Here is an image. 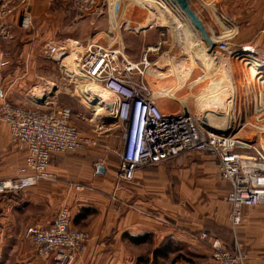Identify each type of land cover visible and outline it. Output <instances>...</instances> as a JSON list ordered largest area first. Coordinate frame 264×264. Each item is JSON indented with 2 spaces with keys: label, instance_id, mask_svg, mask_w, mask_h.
<instances>
[{
  "label": "crops",
  "instance_id": "crops-1",
  "mask_svg": "<svg viewBox=\"0 0 264 264\" xmlns=\"http://www.w3.org/2000/svg\"><path fill=\"white\" fill-rule=\"evenodd\" d=\"M54 1L29 0L33 26L35 21H59L61 8L49 9ZM234 2L239 33H252V44L237 52L251 53L259 62L257 78L264 83V0H190L200 17L215 5L228 13ZM23 3L0 0V103L7 97L19 105L48 109L60 91L51 92L58 82L48 80L40 57L49 58L47 43L58 45L68 37L40 33L36 27L35 31H24L20 25ZM158 104L166 111L159 100ZM228 126L232 128V124ZM24 155V149L11 142L9 128L0 121V179L14 175ZM118 167L119 158L105 149L54 153L49 165L54 178L20 191L0 193V264H55L54 254L38 257L24 231L32 224L51 225L62 207H68L72 227L90 234L86 250L71 264H192L198 261L183 260L179 248L183 245L189 255H196L197 243H205L209 251L201 261L207 259L212 249L198 238L202 230L230 248L237 239L248 246L246 264H264V204L243 209L242 221L230 242L231 206L224 199L229 185L220 176L213 156L182 153L140 168L132 180L121 183L116 179ZM197 197L207 199V211L197 210L193 204ZM166 198L168 204L174 201L171 208H164ZM182 198L187 199L188 208L182 207ZM147 243L154 247L149 253L136 248Z\"/></svg>",
  "mask_w": 264,
  "mask_h": 264
},
{
  "label": "built area",
  "instance_id": "built-area-1",
  "mask_svg": "<svg viewBox=\"0 0 264 264\" xmlns=\"http://www.w3.org/2000/svg\"><path fill=\"white\" fill-rule=\"evenodd\" d=\"M154 1L171 8L175 16H181L171 0ZM124 3L123 0H115L108 11L109 23L114 28L119 24ZM20 20L23 29L33 27L30 12H24ZM127 24L134 29L133 24ZM140 29L135 28V32L138 33ZM109 37L108 44L93 38L79 42L81 56L77 70L116 101L112 108L103 106L104 115L100 121H95V131L100 135L105 129L115 126L121 130L120 145L113 149L119 158L117 182L132 180L138 169L167 161L182 153L208 152L217 160L220 176L229 185L224 199L231 206L229 217L232 225L237 227L242 221L245 207L264 204V136L250 141L231 134L234 132L232 130L215 129L191 110L164 111L145 75L149 66L148 54L159 51L163 40L149 45L142 60L134 62L128 59L124 46L116 43L114 37ZM61 48L59 44L47 43L45 53L53 56ZM215 48L229 54L237 53L224 38L216 41ZM257 98L255 96V100ZM114 109L116 116L111 115ZM0 121L9 128L11 142L25 151L23 163L16 173L0 179V193L20 191L40 180L54 178L49 171L54 153L76 151L100 142L96 136L84 135L73 122L72 108L66 105L53 103L50 108L42 109L19 105L4 97L0 103ZM24 236L35 245L38 257L54 254L55 264H71L86 250L90 234L85 229L72 227L69 209L62 207L51 225H29ZM198 238L207 242L212 251L207 259L192 264H246L248 255L237 239L234 247L230 248L206 230L200 231Z\"/></svg>",
  "mask_w": 264,
  "mask_h": 264
},
{
  "label": "rangeland",
  "instance_id": "rangeland-1",
  "mask_svg": "<svg viewBox=\"0 0 264 264\" xmlns=\"http://www.w3.org/2000/svg\"><path fill=\"white\" fill-rule=\"evenodd\" d=\"M123 1H125V3L121 6L122 9L118 18L119 24L115 28L109 23L108 18V11L114 0H56L49 9L53 8L59 10L61 8L63 16L61 15L57 19L59 21H35L34 26L31 29L28 30L22 28L27 32L35 31L36 27L40 33H59V36L63 33L62 36L67 35L68 39L59 44L62 46L60 52L65 50L67 53L59 59L57 57L58 52L53 56H49V58H44V56H42L40 57V60L41 64L44 65V71L47 72L46 74L50 78L48 80L58 82V87L53 85L51 89L52 93L56 90L60 91L58 92L54 103L71 107L73 110L74 124L83 131L84 135L89 137L96 136L97 139L100 140L96 146L89 145L83 148L89 150L105 149L107 151H113L116 146L120 145L121 130L119 126H115L113 128L105 129L103 133L98 135V131H95V121H100L104 115V111H102L104 108L99 104L100 100L97 98L99 97L101 90H96L92 81L80 76L78 71L77 73H73L70 68L72 64L68 63L70 65L67 66L63 63V58L74 52L80 53L79 42H85L88 39L93 38L102 44H108L110 41L109 36L114 37L117 41L116 43L124 46L128 59L134 62L142 60L148 44L151 45V43L158 42L160 39L163 40L159 51L148 54L149 66H147L145 70V75L155 94L156 91L160 89H166V91L171 90L173 92L174 96L157 95V100H159V103H162V107L166 109V112H169V109L175 111L183 110V102L180 100L184 98L188 100L187 103L190 110L195 112L197 99H199L202 91L212 84L214 79L222 80L224 82L222 83L224 87L228 83L225 87L228 91L222 89L220 95L228 94L226 97H229L233 91L232 85L230 84L232 81L237 85L236 88L238 91L236 106L237 121L235 124H232V128L221 129L217 127L215 128V126L212 127L219 131L232 130L234 132L231 134H235L244 139H250V141L255 140L260 136H264V83L258 81L256 78L252 79L250 82L248 81V77H250L249 63L254 60L251 58V53L240 54L237 52L238 54H229L228 52L219 51L216 48H214L212 52H208L205 50L206 45L202 37L195 35L196 32L193 31V29L181 25L179 20L183 21V19L175 16L171 8L168 9L163 5L160 6V4L152 0L154 6L151 7V11H153L154 14L150 17L149 21L148 17L150 15L145 9L143 10V7L139 2L129 3L127 0ZM23 2L22 14L24 12H30L31 5L29 0H23ZM173 5L177 7L175 3ZM210 11L212 13H209L205 9V11L201 13L202 16L200 18L209 33L215 35L217 40L222 38L227 39L229 45L237 51L243 45L250 46L252 44V33H239L235 2L232 9H229L228 13H222L220 5H215ZM251 14L252 11L251 13L246 14V16ZM130 20L134 26L133 30L132 27L127 24ZM145 22H149L148 28L142 29L141 25ZM140 27L141 29L137 34L135 28L138 29ZM112 31L115 32L109 33ZM91 35H94V37L88 38ZM63 38L64 37H62V39ZM203 52L212 54V60L217 59L216 61H218L219 64L218 66L214 65L212 67L210 74H212L216 67L219 69L216 70L218 76H214L213 74L212 77L209 76L207 79L199 81V83L195 85H191V82L197 80L203 75V73L206 74L205 67L201 68L199 67L200 64H198V60L203 57ZM182 64L184 70H187L185 75L188 76L187 81L184 83L182 77L179 76V80L178 75L174 72L175 68H180ZM159 75L162 78H160ZM62 78L63 80H61ZM61 81H63L62 84ZM255 96L258 97L257 100H255ZM112 100L113 107L114 99L112 98ZM100 108L102 109L99 110ZM97 112L99 115H96ZM106 146L109 147V149H107ZM196 153L209 154L208 152ZM102 158L103 156H101L100 159ZM175 202L179 203L180 201H177L176 199ZM181 202H184L182 206L183 208H188L187 199H183ZM206 202V198L197 197L193 200V204L196 206L197 210L202 213L209 208ZM166 203L167 204L164 205V208L168 209L171 208L174 201L173 204H168V200ZM234 230L235 228L230 227L229 235H227L230 242L232 241L231 239L234 238ZM197 247V254L189 255L185 246L181 245L179 248L181 252L178 254L182 255L184 258L183 260L186 258L190 263L193 261H201L207 255V250L209 251V248L205 243H197ZM242 247L249 257L248 246L242 245ZM136 248L143 251L145 254L149 253L154 247L152 244L147 243L139 245ZM165 255L167 256V253H165ZM175 257L177 258V256ZM151 264L168 263L166 261H159Z\"/></svg>",
  "mask_w": 264,
  "mask_h": 264
},
{
  "label": "bare ground",
  "instance_id": "bare-ground-1",
  "mask_svg": "<svg viewBox=\"0 0 264 264\" xmlns=\"http://www.w3.org/2000/svg\"><path fill=\"white\" fill-rule=\"evenodd\" d=\"M139 3L142 5L143 10L145 9L148 12V14L150 15L148 17V20L150 21V17L154 14V12L151 11L152 10L151 7L154 6L152 3V0H140ZM171 3L172 2L170 1V4ZM175 5L177 6L176 8L181 13L180 17L183 19V21L179 20V22H181V25L186 26V28L193 29V31L196 32L195 35H199L200 37H202L200 34V31L194 26V24L190 21V19L182 11V9L177 5V3H175ZM129 24L132 25L131 20H130ZM148 25H149V22H145L141 26L144 28H148ZM212 38L215 41H217V38H215V35H212ZM205 50L208 52L213 51V50L209 51L207 46L205 47ZM65 53H67L65 50H62L61 52H59L57 55L58 59L61 58V56H63ZM80 56L81 55L78 52L68 54L63 58V63H65L67 66L72 64V66L70 68L72 69L73 73H77L78 70L76 68H77V64L80 60ZM191 58L194 59L193 57H191ZM212 59H213L212 54H210V53L207 54V53L203 52V57H202V59L200 58L198 60V64H200L199 67H201V68L205 67L206 74L203 73V75H201L197 80H194L193 82H191V85H195V84L199 83V81L207 79L209 76L212 77L213 74H214V76H218L216 73V70H219V69L216 67H215L214 71L212 72V74H210L212 67L214 65L218 66V64H219L218 61H216L217 59L216 60H212ZM194 60H196V59H194ZM252 61L250 62L251 64L248 62L249 66H250L249 67L250 77H248L249 82L252 79H255V78L258 79L257 78V75H258V70H257L258 65L257 64L259 62L256 61L255 59ZM68 63H70V64H68ZM183 64L180 68H178V69L175 68L174 72L178 75V79H179V76L182 77V81L184 83L187 81L188 76L185 75V72H187V70H184ZM191 74H192V72H191ZM160 75H159V77L162 78ZM177 75H175V76H177ZM169 76H170V74H169ZM92 83L95 86L96 90H98V91L101 90L99 97H97V98H98V100H100L99 104H101L102 108H104L103 106H107V107L112 108V101L113 100L111 98V95L107 91H105L104 89L97 86L93 81H92ZM222 83H224L222 80L214 79L212 84L208 88H206L204 91H202V93L199 96V99H197V104H196L197 107H196L195 113L199 117L200 120L204 121L205 123L209 124L210 126H215V128L217 127V128L225 129V128H227L228 124H233V123L235 124V122L237 121L236 106H237V100H238V98H237L238 97V91L236 88L237 85L231 81L230 84L232 85V89H233L232 94L229 97H226V95H228V94L220 95V93L222 92V89L228 91V89L225 88L228 83L226 84L225 87L223 86ZM156 95L174 96V94L171 90L166 91V89L165 90L164 89L157 90ZM180 101L183 102V104H182L183 110H190V107L187 103L188 100H186V98L181 99ZM195 101H196V99H195ZM115 103H116V101L114 100V105H115ZM102 108H100L99 110H101ZM99 110H98V112H99ZM98 112L96 113V115H99ZM202 112H203V114L201 115Z\"/></svg>",
  "mask_w": 264,
  "mask_h": 264
},
{
  "label": "water",
  "instance_id": "water-1",
  "mask_svg": "<svg viewBox=\"0 0 264 264\" xmlns=\"http://www.w3.org/2000/svg\"><path fill=\"white\" fill-rule=\"evenodd\" d=\"M172 1L174 3H177V5L182 9V11L187 15L190 21L194 24V26L200 31L202 39L205 45L207 46L208 50L209 51L214 50L216 46V41L212 38V35L209 33L208 29L206 28L205 24L201 20L200 16L192 8L190 1L189 0H172ZM111 115L116 116L117 111L115 109L112 110ZM110 120H114V119L110 118Z\"/></svg>",
  "mask_w": 264,
  "mask_h": 264
},
{
  "label": "trees",
  "instance_id": "trees-1",
  "mask_svg": "<svg viewBox=\"0 0 264 264\" xmlns=\"http://www.w3.org/2000/svg\"><path fill=\"white\" fill-rule=\"evenodd\" d=\"M137 240H141V238H137Z\"/></svg>",
  "mask_w": 264,
  "mask_h": 264
}]
</instances>
